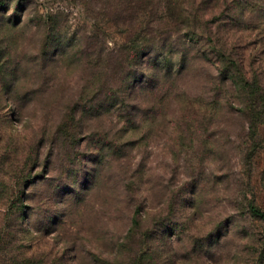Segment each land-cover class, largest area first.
Wrapping results in <instances>:
<instances>
[{"label":"rangeland","instance_id":"rangeland-1","mask_svg":"<svg viewBox=\"0 0 264 264\" xmlns=\"http://www.w3.org/2000/svg\"><path fill=\"white\" fill-rule=\"evenodd\" d=\"M188 1L204 42L264 86V0ZM157 19L126 25L91 0H0V264H111L124 246V264H264L251 211H264L263 122L139 91L96 107V59L121 68L141 31L172 29ZM181 46L186 90L208 96L215 56Z\"/></svg>","mask_w":264,"mask_h":264},{"label":"trees","instance_id":"trees-1","mask_svg":"<svg viewBox=\"0 0 264 264\" xmlns=\"http://www.w3.org/2000/svg\"><path fill=\"white\" fill-rule=\"evenodd\" d=\"M91 2L101 14L104 13L130 26L133 24L136 26L139 21L142 23L141 20L144 18H149L148 25H153L163 5L164 14L157 20L170 23L172 26L170 30L160 28L158 30L157 27L150 31L143 30L137 39L130 42L132 47L126 46L118 51L121 58L117 62L122 61L121 64L124 65L121 67L122 70L113 63H104L99 55L96 59L97 72L93 81L97 109L111 112L118 105H129V98L135 91H139L150 92L153 95V99L149 101L151 105L164 107L174 103L181 108L194 110L197 115L201 112L203 115H211L218 109L227 112L239 109L241 115L248 119L250 126L254 127L259 122L264 123V86L258 78L248 77L243 65L227 51L218 49L211 38L207 43L204 42L199 32L192 26L193 14L187 8L188 0H91ZM184 38L201 49V52L197 51L202 54L201 59H209L210 52L215 56L213 61L218 74L208 79V86H212L208 87V96L189 94L185 88L186 77L190 75L192 69V61L187 47L181 46V40ZM210 45L212 48H209ZM154 55L163 59L162 65L158 59L156 61L153 59ZM175 57L178 64H175ZM187 117L190 116L185 118ZM251 211L255 216L264 219V211L258 207L251 206ZM135 222L138 220L135 219ZM145 238L148 245L152 238ZM126 247L120 249V253L111 264H124ZM152 259L154 260V257ZM142 260L134 259L132 264H142Z\"/></svg>","mask_w":264,"mask_h":264}]
</instances>
